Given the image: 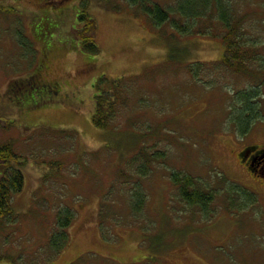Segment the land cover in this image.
<instances>
[{"label":"rangeland","instance_id":"1","mask_svg":"<svg viewBox=\"0 0 264 264\" xmlns=\"http://www.w3.org/2000/svg\"><path fill=\"white\" fill-rule=\"evenodd\" d=\"M232 1L264 52V0ZM84 2L96 20L97 55L77 39ZM134 13L125 0H0V142H12L26 159L23 189L12 200L21 216L0 229V264H264V159L251 172L238 156L245 147L264 148V119L238 135L228 116L242 82L224 78L208 87L170 60L176 47L183 66L220 60L222 39L172 34L169 23L158 29ZM35 73V89L22 86ZM103 75H140L110 129L92 123ZM67 129L96 158L83 160L79 146L60 149L69 143L43 135ZM154 143L165 157L147 176L124 169L143 144ZM49 162L62 168L46 178ZM175 172L214 190L205 210L181 199ZM232 184L254 192L257 203L232 193ZM62 207L75 219L67 246L55 253L46 242Z\"/></svg>","mask_w":264,"mask_h":264},{"label":"trees","instance_id":"2","mask_svg":"<svg viewBox=\"0 0 264 264\" xmlns=\"http://www.w3.org/2000/svg\"><path fill=\"white\" fill-rule=\"evenodd\" d=\"M125 1L133 8L135 15L146 16L149 22L158 29L169 23L171 28L175 30L171 32L172 34L200 35L222 39L225 51L220 60L188 63L183 66L178 59L179 54L183 53L177 47L172 51L174 53H171L170 60L180 63L184 73H187L194 82L203 83L208 87L218 86L219 82H225L224 78H232L234 85H240L242 82L239 88L236 87L237 89L234 91L230 90L233 92L230 108L232 112L228 116V120L234 124L238 135H247L255 122L264 119L262 111L264 52L260 49V42L252 37L248 30L249 27H245V19L240 16V11L235 10L232 0H177L174 6L168 7L154 0ZM87 8L86 2L80 7L78 21L82 26L76 29L77 39L83 52L97 55L100 48L95 40L96 20L88 13ZM201 21L203 25L198 26ZM39 77L40 74L35 73L23 79L22 86L35 89ZM139 77L140 75H130L110 80L103 75L98 79L95 109L92 114V123L95 127L99 129L114 127L122 113V107L129 103L132 87L138 83ZM43 135L53 137L51 139L56 141L60 138V142L64 140L70 144H68L69 148L65 144V147L60 149L71 151L76 149L75 145L79 146L83 160L93 155L96 158L98 151H87L84 144H81L79 140V132L75 129H67V132L54 130L43 133ZM56 144L61 146L59 142ZM143 145L134 156L128 159L124 167V169L133 170L138 176H147L153 166L165 157V153L155 147L156 143L149 145V148ZM260 157L264 159V149ZM22 158L23 156H20L14 149L12 142H0V229L11 223H16L21 216L14 210L12 200L24 186L23 169L26 159L22 160ZM49 167L51 170L47 173L46 178L62 168L61 164L55 162H49ZM124 169L119 173V182L121 181L123 185H126V183H130L127 178L129 170L124 172ZM173 176V182L178 186L180 197L184 202L197 205L204 210L212 202L214 190L203 191L198 185H195L196 179L191 175L175 172ZM139 179L141 180L140 177ZM140 180L138 181V211L142 210L145 197L142 187L139 186ZM133 185L134 183L131 186L134 195H136L137 189ZM232 187L233 189H230L232 193L237 191L238 195L243 196L248 201L247 204L254 205L253 203H257V195L254 192L242 189L236 184H232ZM234 205L232 203V206ZM74 219L75 211L72 208L62 207L58 210L46 242L55 253L67 246L70 239L68 229Z\"/></svg>","mask_w":264,"mask_h":264},{"label":"flooded vegetation","instance_id":"3","mask_svg":"<svg viewBox=\"0 0 264 264\" xmlns=\"http://www.w3.org/2000/svg\"><path fill=\"white\" fill-rule=\"evenodd\" d=\"M264 149V148H263ZM263 149H257L253 152H251V148L250 147H245L243 149V151H241L239 153V157L241 158V160H244L245 161V164H247V168L251 171V166L255 169V170H258L257 169V165H256V161L258 159H260V154L262 153V150ZM253 155H257V157L253 156ZM262 158V157H261ZM252 172V171H251ZM262 174H264V168H262V171H261Z\"/></svg>","mask_w":264,"mask_h":264}]
</instances>
